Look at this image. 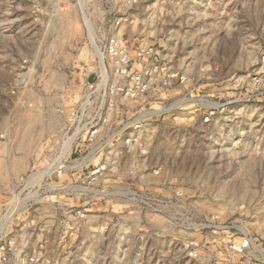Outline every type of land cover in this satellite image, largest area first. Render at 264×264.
I'll list each match as a JSON object with an SVG mask.
<instances>
[{
	"label": "rangeland",
	"instance_id": "1",
	"mask_svg": "<svg viewBox=\"0 0 264 264\" xmlns=\"http://www.w3.org/2000/svg\"><path fill=\"white\" fill-rule=\"evenodd\" d=\"M97 7L0 0L1 200L18 205L19 249L33 264H264V0L130 7L125 32L160 36L187 78L176 113L156 126L148 168L105 170L77 195L59 191L53 175L28 184L57 144L56 105L69 104L101 60L85 24L98 29L92 18L113 8Z\"/></svg>",
	"mask_w": 264,
	"mask_h": 264
},
{
	"label": "built area",
	"instance_id": "2",
	"mask_svg": "<svg viewBox=\"0 0 264 264\" xmlns=\"http://www.w3.org/2000/svg\"><path fill=\"white\" fill-rule=\"evenodd\" d=\"M138 3L139 0H122V4L90 0L92 9L97 5L113 8L109 18H92L100 25L98 29L90 26L88 19L85 24L87 43L92 50L97 48L103 68L96 66L83 76L69 104L56 105L55 111L63 116V124L55 134L57 144L38 162L39 170L27 176L30 186L53 183V175L58 179L59 191L77 195L76 190L82 188L77 184L102 180L105 170L148 168L156 126L165 114L176 113L175 90L178 82L185 83L187 78L178 76L179 69L167 58L160 36L125 32L124 26L131 23L132 17L128 9ZM120 7L125 11L121 12ZM210 115L205 114L204 120L208 121ZM161 167L156 164L152 169L159 174ZM76 172L80 173L75 183L68 181L67 177ZM5 189L0 182V264H33L34 258L19 249L14 229L19 209L10 199L1 200ZM93 191L95 188L88 192ZM242 264L254 263L246 260Z\"/></svg>",
	"mask_w": 264,
	"mask_h": 264
},
{
	"label": "bare ground",
	"instance_id": "3",
	"mask_svg": "<svg viewBox=\"0 0 264 264\" xmlns=\"http://www.w3.org/2000/svg\"><path fill=\"white\" fill-rule=\"evenodd\" d=\"M93 48H94V47H93ZM93 52H94V56H95L96 58H98V60H100V59H101V55L98 54V52H97V48H94V49H93ZM98 67H99L100 69L103 68L102 61H101V60H100V62H99V64H98ZM223 209H224V208H223Z\"/></svg>",
	"mask_w": 264,
	"mask_h": 264
}]
</instances>
